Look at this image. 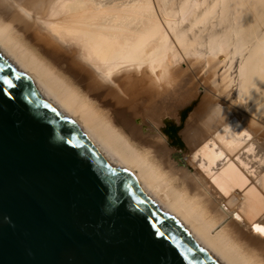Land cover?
Returning <instances> with one entry per match:
<instances>
[{
	"label": "bare ground",
	"instance_id": "1",
	"mask_svg": "<svg viewBox=\"0 0 264 264\" xmlns=\"http://www.w3.org/2000/svg\"><path fill=\"white\" fill-rule=\"evenodd\" d=\"M260 3L0 0V54L217 264H264V236L254 230L264 227ZM197 29L208 30L206 45ZM182 51L249 113L227 116L204 100L182 123L197 96L182 92Z\"/></svg>",
	"mask_w": 264,
	"mask_h": 264
},
{
	"label": "water",
	"instance_id": "2",
	"mask_svg": "<svg viewBox=\"0 0 264 264\" xmlns=\"http://www.w3.org/2000/svg\"><path fill=\"white\" fill-rule=\"evenodd\" d=\"M3 76L0 264H217L0 54Z\"/></svg>",
	"mask_w": 264,
	"mask_h": 264
},
{
	"label": "rangeland",
	"instance_id": "3",
	"mask_svg": "<svg viewBox=\"0 0 264 264\" xmlns=\"http://www.w3.org/2000/svg\"><path fill=\"white\" fill-rule=\"evenodd\" d=\"M174 1H177V3L179 2L180 3V1H183V0H174ZM263 3V5H264V2H263V0H261V3L260 4H262ZM250 5L252 6V9L251 10H255V6L257 7L258 5H255V3H253V2H250ZM254 5V6H253ZM259 10H255L254 12L257 14V15H259L260 13V11L258 12ZM249 19V18H248ZM249 21V20H248ZM247 21V22H248ZM198 28V27H197ZM264 28V27H263ZM262 28V29H263ZM220 29V28H219ZM205 29H203V30H201L202 31V33H200L199 34V32H200V30H196L198 33V35H199V37L200 36H202V35H204V38H205V35H206V38H205V41H204V43H205V45H206V42H208V34H205V33H208V30L204 33L203 31H204ZM263 32H264V29H263ZM207 40V41H206ZM203 47V46H202ZM201 47V48H202ZM205 47V46H204ZM202 49H204V50H206V47L205 48H202ZM252 51L254 52L255 51V49L253 48L252 49ZM250 51H248V52H245L244 53V55H245V57H243V56H240V55H238L237 57V59H235L236 60V62L238 61V63H237V65H236V63H235V66H237V67H235L234 66V68H236L235 70H238V68L241 66V63L240 62H242L243 61V59L244 58H246V57H248V56H250V53H249ZM183 53H184V51H182L180 54H179V56L181 55H183ZM186 53H184V55H185ZM247 54H249V55H247ZM182 56L181 58H183V59H185V60H183V59H179V57H178V59H179V63H181V65L183 66V69H184V71H186V73L185 72H183V76H185V75H187V77L185 76V77H183V80H182V82H181V88H182V92L183 93H185L184 92V90L186 89L185 87H188V89H190L191 87L192 88H195L196 89V93H197V96H196V98L195 99H193L192 101H191V103H190V105H189V107L190 106H193V109L194 110H196V109H198L199 108V106H201V104L202 103H207V102H212V104L213 103H215L216 105H218L219 107L218 108H220L222 111V113H226L227 114V116H229V109H231V111L233 112L234 111V113H235V111H237L236 113H239L240 114V112H241V114L243 113L244 114V112L245 113H249V112H246L247 110H249L248 108V105H246L248 108L247 109H245L246 108V106H245V108H243V107H241V105L238 103L239 101H237L238 99V97H237V94L235 93L236 91H232V92H229V95L227 96L226 95V92H223V90L219 87L218 88V86H215L213 83H212V81H210V77H211V75L210 74H207L205 71H202V66H200L199 64H196L195 65V67L193 68L192 66H194L193 65V62H194V60H196L195 58V56H193V57H191L190 56V58L189 57H187V55H185L187 58H185V56ZM240 57H243V59H241V61H240ZM178 59H176V60H178ZM190 59L193 61H190ZM187 61V62H186ZM191 62V63H190ZM240 64V65H239ZM188 65V66H187ZM185 74V75H184ZM190 75V77H188ZM210 76V77H209ZM209 77V78H208ZM191 79V80H190ZM210 83V84H209ZM212 83V84H211ZM194 87H193V86ZM199 85V86H198ZM185 86V87H184ZM214 86V87H213ZM213 87V88H212ZM188 89H186V90H188ZM215 89V90H214ZM220 89V90H219ZM185 90V91H186ZM222 91V92H221ZM225 95H224V94ZM232 93V94H231ZM236 94V95H235ZM234 98H235V100L237 101V102H235V100H234ZM205 100V101H204ZM204 101V102H203ZM207 101V102H206ZM233 102V103H232ZM193 104V105H192ZM234 104H235V106H234ZM246 104H249V102L247 103L246 102ZM221 106V107H220ZM229 106L231 107V108H229ZM249 106H250V104H249ZM233 107V108H232ZM223 108V109H222ZM227 108V109H226ZM240 111V112H239ZM242 114V115H243ZM226 115L225 114H223V117H225ZM260 135H259V138L261 139V143H263V146H264V140H263V138H264V129H262L261 130V133H259ZM262 134H263V136H262ZM178 153H180V157L178 156V157H176V158H178V159H180V161H182L183 160V162L185 161V162H187V158L185 157L184 158V153L183 152H179V151H177ZM177 152H174V154H176Z\"/></svg>",
	"mask_w": 264,
	"mask_h": 264
},
{
	"label": "snow or ice",
	"instance_id": "4",
	"mask_svg": "<svg viewBox=\"0 0 264 264\" xmlns=\"http://www.w3.org/2000/svg\"><path fill=\"white\" fill-rule=\"evenodd\" d=\"M20 77L17 76V79H19ZM0 84H3L4 91H8L12 88H15L16 85L13 83L12 79L8 78L7 76H3L0 77ZM68 143H71V140L68 141ZM239 219V217H238ZM254 230L256 233L260 234L261 236H264V227L260 226V225H255L254 226ZM161 235H163V233H161Z\"/></svg>",
	"mask_w": 264,
	"mask_h": 264
}]
</instances>
